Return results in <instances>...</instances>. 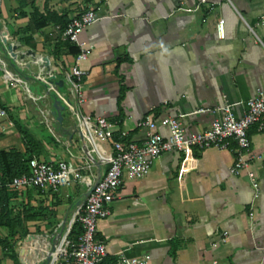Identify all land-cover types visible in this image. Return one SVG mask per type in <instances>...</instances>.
<instances>
[{
	"label": "crops",
	"instance_id": "1",
	"mask_svg": "<svg viewBox=\"0 0 264 264\" xmlns=\"http://www.w3.org/2000/svg\"><path fill=\"white\" fill-rule=\"evenodd\" d=\"M35 6L69 18L96 10L98 19L80 37L90 49L80 63L86 71L82 111L105 116L136 142L146 138L139 123L148 113L177 117L193 134L210 127L220 115L215 109L225 103L241 116L264 87V0H35ZM33 12L31 4L22 8L19 0H1L0 31L8 43L0 37V108L7 112L0 116V149L25 152L22 128L41 160L77 167L90 151L96 161L82 173L94 183L107 165L86 137L73 134L77 119L69 110L58 126L48 94L56 92L50 81L64 80L63 69L75 65V54L55 24L37 29ZM249 136L252 151L262 155L251 165L258 196L247 170L230 172L236 159L231 148L196 149L198 167L188 172L179 170L181 153L168 151L144 177L125 173L110 215L97 225L96 238L108 250L105 261L117 262L123 255L147 264H264V131L254 125ZM101 145L111 151L109 142ZM90 189L74 179L58 190L17 191L10 202L12 216L19 214L23 222L15 227V238L23 230L62 232ZM9 234L8 226H0V237ZM22 242L14 240L20 263L40 264L48 250L31 257L36 248ZM0 264H14L1 246Z\"/></svg>",
	"mask_w": 264,
	"mask_h": 264
},
{
	"label": "built area",
	"instance_id": "2",
	"mask_svg": "<svg viewBox=\"0 0 264 264\" xmlns=\"http://www.w3.org/2000/svg\"><path fill=\"white\" fill-rule=\"evenodd\" d=\"M97 19V12L91 7L80 15L72 16L65 29H62L61 25H55L56 29L61 31L62 38L77 45L80 52L75 55L76 63L71 70L63 69L64 81L69 85V92H60L58 88H54L67 106V110L76 117L84 136L92 145L100 161L107 165L105 172L94 183L87 180L82 170L90 168L96 161L92 153L88 151L86 160L81 166L76 167L63 160H41L33 157L29 161L27 172L14 176L5 183L0 176V187L6 185L16 191L29 187L58 190L74 179H82L93 188L86 200L74 211L68 224L61 251V261L68 264H103L108 250L106 243L96 238L98 221L110 215V204L119 195L125 173L135 178L144 177L150 171L155 159L164 152L181 153L179 170L183 173L198 167L196 149L213 146L231 148L236 154V159L229 168L230 172L241 174L243 170H247L254 187V195L258 196L260 193L256 173L251 169V165L254 161L261 159L262 155L252 151L249 130L257 125L260 131H264V87L259 88L247 101L246 109L241 116L235 114L232 103H225L215 109L219 112V117L215 118L210 127L203 131L187 134L179 118L169 115L156 117L148 113L139 123L146 128L144 141L139 143L128 139L126 131L117 129V123L105 116L93 118L82 111L81 79L86 71L81 68L80 63L88 58L90 49L84 47L85 42L80 37L85 28ZM262 22L264 23V17ZM223 24L224 20L220 19L219 32L223 31ZM6 115V110L0 108V116ZM161 127L167 130L166 134L161 132ZM102 141L110 143V152L102 147ZM253 215L254 212H250V216L253 217ZM76 222L81 230L77 241L72 242L68 236ZM226 235L223 241L227 240ZM117 264H147V261L119 255Z\"/></svg>",
	"mask_w": 264,
	"mask_h": 264
},
{
	"label": "trees",
	"instance_id": "3",
	"mask_svg": "<svg viewBox=\"0 0 264 264\" xmlns=\"http://www.w3.org/2000/svg\"><path fill=\"white\" fill-rule=\"evenodd\" d=\"M20 6L23 8L32 5L34 12L31 15V19L37 29H42L49 24L61 25L62 29L70 22V18L67 13H58L55 11L46 10L41 12L37 6H35V0H19ZM24 14V13H22ZM28 38V37H27ZM26 38V40H28ZM69 44L70 51L77 55L80 52V48L75 45ZM22 139L26 145V151L21 152L16 148L9 150L0 149V176L5 182L11 180L14 176L20 175L29 170V161L34 157L35 141L30 134L22 128H19ZM17 195L16 190H11L6 185L0 187V226H8L10 234L6 237H0V246L5 251L6 255L13 259L14 264H21L18 255L14 249L15 227L21 226L23 218L17 214L12 216L11 199ZM26 218L29 216L25 215ZM80 226L76 222L68 236V239L72 242H76L80 234ZM59 264H68L61 261ZM103 264H117L116 261H105Z\"/></svg>",
	"mask_w": 264,
	"mask_h": 264
},
{
	"label": "water",
	"instance_id": "4",
	"mask_svg": "<svg viewBox=\"0 0 264 264\" xmlns=\"http://www.w3.org/2000/svg\"><path fill=\"white\" fill-rule=\"evenodd\" d=\"M0 37H2V41L4 43H8V39L6 37V35L0 31ZM10 49H12V47L10 46V44L8 45ZM33 55H35L34 52H32ZM50 83H55V87L59 89L60 92H64L65 91V81L63 79L57 80V81H50ZM45 88L49 87V83H45L44 84ZM49 96L53 99V109H54V115L56 117V121L58 123V126L60 124L63 123L64 120V112L67 110V106L64 104L63 100L61 99V97L58 95L57 92H50L48 91ZM73 128H74V133H78L80 138L83 139L84 133L83 130L79 124V122L76 120L73 122ZM93 190V188H91L88 192V195L91 193V191ZM68 226L65 228L63 227L62 229V233H63V238L66 237L67 235V231H68ZM58 243L55 242L54 245L52 246L51 250L48 251V253L45 255L44 260L40 263V264H54L55 261V257L53 256V252L56 248V245Z\"/></svg>",
	"mask_w": 264,
	"mask_h": 264
},
{
	"label": "rangeland",
	"instance_id": "5",
	"mask_svg": "<svg viewBox=\"0 0 264 264\" xmlns=\"http://www.w3.org/2000/svg\"><path fill=\"white\" fill-rule=\"evenodd\" d=\"M0 6H1V0H0ZM1 15H0V27L4 26V24L1 22ZM2 38V37H1ZM10 76V75H9ZM23 240L21 243L22 247H35L36 249H31L30 255L31 257L32 252H40L42 250H48L50 251L52 246L54 245L55 242L59 243L63 239V233L58 232L52 235L51 232H44L43 230L38 229L34 233H29L26 230H23V232H20V235L15 238V240ZM44 255L41 253V257H39L40 262L43 261ZM62 259V253L58 255L56 261L54 264H57L59 261ZM39 264V263H38Z\"/></svg>",
	"mask_w": 264,
	"mask_h": 264
},
{
	"label": "bare ground",
	"instance_id": "6",
	"mask_svg": "<svg viewBox=\"0 0 264 264\" xmlns=\"http://www.w3.org/2000/svg\"><path fill=\"white\" fill-rule=\"evenodd\" d=\"M11 76V75H10ZM63 241H64V238L61 240V242H59L57 245H56V248L53 252V256L55 257V259H57L58 255L61 253L62 251V247H63Z\"/></svg>",
	"mask_w": 264,
	"mask_h": 264
}]
</instances>
